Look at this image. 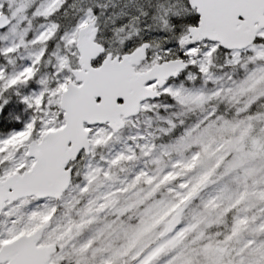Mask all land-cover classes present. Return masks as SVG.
<instances>
[{"label":"snow or ice","instance_id":"6c2138e0","mask_svg":"<svg viewBox=\"0 0 264 264\" xmlns=\"http://www.w3.org/2000/svg\"><path fill=\"white\" fill-rule=\"evenodd\" d=\"M0 264H264V0H0Z\"/></svg>","mask_w":264,"mask_h":264}]
</instances>
